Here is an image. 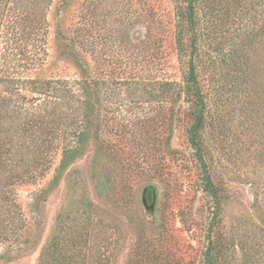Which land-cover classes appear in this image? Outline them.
Masks as SVG:
<instances>
[{
    "label": "rangeland",
    "instance_id": "374dc122",
    "mask_svg": "<svg viewBox=\"0 0 264 264\" xmlns=\"http://www.w3.org/2000/svg\"><path fill=\"white\" fill-rule=\"evenodd\" d=\"M206 3L209 26L222 23L210 45L226 36L228 49L237 33L253 40L242 57L250 75L242 77L240 95L231 89L221 99L213 71H201L212 111L203 144L226 186L217 215L190 142L192 103L164 100L162 85L177 90L183 82L172 0L0 1V79L6 68V78L13 77L0 80L2 119H17L18 126L39 112L58 119L59 104L35 93L31 81L60 79L78 91L98 84L101 123L98 139L56 183L59 154L45 175L0 201V234L12 233L0 242V264H204L209 236L234 243L232 264H244L241 239L255 246L264 217L250 185L264 180V0ZM7 129L19 136L17 161L33 165L44 132ZM60 132L56 142L63 144ZM60 237L64 245L54 252Z\"/></svg>",
    "mask_w": 264,
    "mask_h": 264
},
{
    "label": "trees",
    "instance_id": "16d2710c",
    "mask_svg": "<svg viewBox=\"0 0 264 264\" xmlns=\"http://www.w3.org/2000/svg\"><path fill=\"white\" fill-rule=\"evenodd\" d=\"M172 1L175 5L176 15L175 41L177 56L180 62L183 82L179 85L177 90L173 89L175 86L172 85L171 82L165 83L164 86L162 85V87H166L167 89V91L163 92L164 100L178 101L183 98L192 103V124L188 130L190 142L195 150L196 158L199 161L201 169L200 182L205 193L213 200L216 209L215 215H217L222 205L221 203L226 196V186L223 184V180L214 174L212 166L208 162L206 156L207 144L206 142L203 144L204 133L206 127L209 125L212 111H210L207 104L206 92L201 79V71L203 70L202 68L213 71V73H209L213 79V83L215 79L220 82L215 89L221 99L224 97L227 98V93L231 89L237 94L241 90L242 77L247 78L250 75V71H247V69L243 67L242 57H246L244 53L252 49L253 44L251 46L249 45L253 40L251 38L246 39L244 36L237 33L236 38L232 40L237 44L235 45L233 43L232 47L228 49L223 46L225 43L224 39H228L226 36H222L220 42L216 40L214 44L211 43L212 45H210L211 41L217 39L216 36L220 33V25H222V23L219 25L217 24V27L215 25H213L212 28L209 26L207 17L212 7L206 3V0ZM205 42H208V44H205ZM245 42L247 44H245ZM245 46L247 47L245 48ZM203 58L204 61L202 60ZM200 63L203 67H201ZM6 69L0 80L10 79L6 78L4 75L8 72ZM213 75H216L218 78H215ZM12 78L10 80H12ZM239 80L240 82L238 84ZM31 83H33L32 89L35 93L41 95V97L47 96L50 103L57 102L59 104L58 109L60 115L57 119L51 117L49 113L43 116L44 113L39 112L40 116L31 120L32 123L30 125H26L25 123L23 126H18L17 119L9 118L10 120H7V117L2 119L4 114L0 111V175L3 173L6 176L5 183L2 184L3 186L0 184V201H8V199L12 197L14 186L25 182H33L37 180L39 176L45 175L51 168L54 156L59 154V164L56 167L53 180V183H56L57 179L63 175L66 169L77 159L84 156L90 141H96L99 137L101 123L99 119L100 115L98 114V109L100 108L99 95L97 96L100 91H96L98 89V84H87L84 86L81 84V91H78L71 85L69 86L67 83L64 84L60 79H48L44 82L40 81L39 83L31 81ZM90 86H92V88H90ZM150 93L154 95V92L150 91ZM39 117H41V121H36ZM218 121L220 124L222 123L220 119H218ZM8 122H14V124L7 125ZM13 125L16 129L18 127L27 128V126H30L44 132V138L40 140L39 144L36 143V155L34 154L33 157V159L36 160L33 162V165L31 163H21V160L20 162L17 161V151L14 150L13 146L17 143V140H19V136L17 132L10 133V130L7 129V127ZM59 129L62 131V137L64 138L63 144L56 142V139L61 133ZM67 132L68 134L66 135ZM59 147L61 150L57 153H53V149H58ZM262 147L263 146L256 148V152ZM259 153V170L264 177V152ZM251 162V160H248V164L252 165ZM257 183L258 182L255 181L250 182L251 187L255 189L253 197L256 208L264 206V180L263 185ZM149 191L147 199L148 202H151L152 191ZM260 223L261 224L258 225L260 228V241H257L255 246H252L250 242H248V239H241L242 244H240V246L244 253V264H250V259H255L254 263L256 264H264V217L260 218ZM9 230L4 229L1 232L0 242L8 240L11 237L12 233L9 232ZM61 240V237L54 240L53 251L55 249H60L64 245ZM225 246L227 248L226 259L222 261L220 260V252H222ZM233 246H235V244L227 239L223 243L219 238L210 239L209 236V244L205 251L204 264H232L233 256L229 251ZM62 261V258L57 260L58 263Z\"/></svg>",
    "mask_w": 264,
    "mask_h": 264
}]
</instances>
